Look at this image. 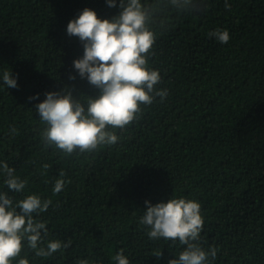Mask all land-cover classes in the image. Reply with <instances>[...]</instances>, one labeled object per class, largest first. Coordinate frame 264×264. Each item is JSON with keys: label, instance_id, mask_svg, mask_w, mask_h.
<instances>
[{"label": "trees", "instance_id": "16d2710c", "mask_svg": "<svg viewBox=\"0 0 264 264\" xmlns=\"http://www.w3.org/2000/svg\"><path fill=\"white\" fill-rule=\"evenodd\" d=\"M116 3L0 0V193L14 206L32 194L52 201L33 214L48 230L38 247L71 241L39 257L25 240L12 264H117L121 250L129 264H168L186 246L149 238L140 220L145 201L170 198L201 205L197 243L217 250L210 264H264V0H227L230 8L225 0H197L190 11L141 0L158 9L148 67L159 71L155 87L167 96L141 105L138 119L115 129L114 145L71 155L45 147L36 110L45 94L68 88L82 103L98 94L74 69L84 49L67 25L85 8L111 19L121 10ZM217 29L229 32L226 44L208 35ZM4 71L17 87H7ZM5 162L27 181L19 193L4 183ZM60 178L65 186L57 194Z\"/></svg>", "mask_w": 264, "mask_h": 264}, {"label": "clouds", "instance_id": "9594fccd", "mask_svg": "<svg viewBox=\"0 0 264 264\" xmlns=\"http://www.w3.org/2000/svg\"><path fill=\"white\" fill-rule=\"evenodd\" d=\"M167 2L180 11H190L197 6V0ZM106 3L117 7L116 0H106ZM225 7L230 8L227 0ZM119 8V14L111 19H101L94 10L85 8L68 23L67 34L78 37L84 49L82 58L73 61L74 69L98 89V94L88 96L86 103H82L68 88L46 93L43 102L36 105L46 125L41 134L45 147L54 145L65 155H71L114 145L120 139L115 129L124 130L138 119L141 105H151L156 97L163 101L167 96L166 89L155 87L161 80L159 71L148 67V56L156 41V34L149 25L154 22L158 9L145 7L141 0H127V3L119 0ZM208 35L222 44L230 39L227 30L217 29ZM69 78L75 79L74 76ZM3 81L8 88L17 87L11 72H3ZM2 169L8 189L17 193L25 189L27 181L16 177L15 169L6 162ZM64 175L61 171L60 177ZM64 186L65 180L57 179L53 192L60 193ZM51 203L32 194L14 206L7 193H0V264H12L20 256L25 240L39 257H49L71 245V241L52 240L46 247H38L48 230L46 223L35 220L33 214L46 212ZM145 203L147 208L140 223L150 227L149 238L178 240L186 246L178 258L170 259L168 264H210V258L215 259V248L206 251L197 243L204 224L199 202L170 198L155 205ZM161 255L162 252L158 257ZM114 259L117 264H129L123 250ZM18 264L29 262L21 258ZM77 264L89 262L79 260Z\"/></svg>", "mask_w": 264, "mask_h": 264}]
</instances>
